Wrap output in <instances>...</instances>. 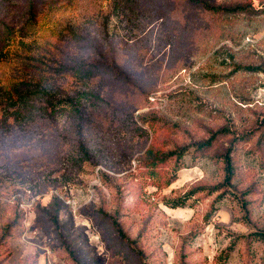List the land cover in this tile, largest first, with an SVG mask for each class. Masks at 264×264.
I'll use <instances>...</instances> for the list:
<instances>
[{"label":"rangeland","instance_id":"obj_1","mask_svg":"<svg viewBox=\"0 0 264 264\" xmlns=\"http://www.w3.org/2000/svg\"><path fill=\"white\" fill-rule=\"evenodd\" d=\"M206 1L0 0V264H264V0Z\"/></svg>","mask_w":264,"mask_h":264},{"label":"trees","instance_id":"obj_2","mask_svg":"<svg viewBox=\"0 0 264 264\" xmlns=\"http://www.w3.org/2000/svg\"><path fill=\"white\" fill-rule=\"evenodd\" d=\"M8 1V0H7ZM27 1V3L25 4L24 10L22 11L23 16L25 17V15L27 16V18H21L23 20L24 26H26L28 24V22H30L31 18L35 16V5L36 2L38 0H25V2ZM191 4L196 5V6H200L212 13H217L220 11H227L228 13H232V12H238L240 11V9H244V7L238 6L235 8H227V9H223L221 7H217V6H212L210 5L206 0H188ZM24 2V3H25ZM12 29V26L9 24H6L2 21H0V48L1 46L5 43L6 38L8 36V34L10 33ZM1 51V49H0ZM103 64H89V65H85V64H76L74 65L71 69L75 74L80 75V76H89L92 75L93 72L96 71H101V69L103 68ZM25 105L28 103L29 105V101L24 100ZM47 109V108H46ZM45 109V110H46ZM216 135L211 136L208 140L201 142L199 144H196V150L197 151H205L208 150L210 147L213 146V141L215 139ZM185 149L180 150L179 152H170L168 154L169 156H173L175 154H178V157H181L184 153ZM165 157H161L160 160H163ZM225 158V162L227 165V172H228V177H227V181L230 180V178L233 175V167H232V163L230 160V150H227V152L224 155ZM264 234L260 233L258 234L259 237Z\"/></svg>","mask_w":264,"mask_h":264}]
</instances>
